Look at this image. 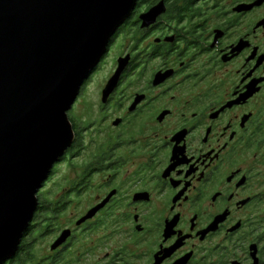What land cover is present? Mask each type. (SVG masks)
Wrapping results in <instances>:
<instances>
[{"label":"flooded vegetation","instance_id":"1","mask_svg":"<svg viewBox=\"0 0 264 264\" xmlns=\"http://www.w3.org/2000/svg\"><path fill=\"white\" fill-rule=\"evenodd\" d=\"M67 115L72 145L42 189H61L62 212L22 242L49 250L3 264H264V0H139Z\"/></svg>","mask_w":264,"mask_h":264},{"label":"water","instance_id":"2","mask_svg":"<svg viewBox=\"0 0 264 264\" xmlns=\"http://www.w3.org/2000/svg\"><path fill=\"white\" fill-rule=\"evenodd\" d=\"M138 3L0 0V264L19 251L38 211V194L72 145L68 111ZM166 12L162 1L139 19L148 27ZM123 68L124 63L105 98ZM69 234L65 231L53 249Z\"/></svg>","mask_w":264,"mask_h":264},{"label":"rangeland","instance_id":"3","mask_svg":"<svg viewBox=\"0 0 264 264\" xmlns=\"http://www.w3.org/2000/svg\"><path fill=\"white\" fill-rule=\"evenodd\" d=\"M143 10H144V7H141L140 8V13L144 12ZM59 175L60 176H64L65 175V176H68V177L75 178V170L73 169L72 166L71 167L70 166L69 167H65L64 166V169L61 170ZM41 194L42 195L46 194V199H47L46 201L49 202V203H54V202L59 201L60 197L62 196L61 189L57 188L56 186H51L50 188L47 187V189H45L43 192L38 194V197H40ZM79 208H80L79 205H69L67 210H66V213L64 214V218L62 220H60L61 221L60 223H62V225H65L68 222V220H71V219L77 217L78 214L80 213L79 211H81V209L79 210ZM49 243L50 242H48V240H43V239L34 241V245H36V247H35V250H36L35 255L37 254V261L44 259L46 252L49 250L48 249Z\"/></svg>","mask_w":264,"mask_h":264},{"label":"trees","instance_id":"4","mask_svg":"<svg viewBox=\"0 0 264 264\" xmlns=\"http://www.w3.org/2000/svg\"><path fill=\"white\" fill-rule=\"evenodd\" d=\"M43 191L44 190L40 191V193L43 192ZM45 196H46V194L45 195L44 194L43 195L41 194V196L39 197V207H38V211H37V213L35 215V220L33 222L35 225L32 226V227H30V229H32V231H34L36 229H41V228H45L46 227V225L44 226V224H43V222L45 220L47 221V215L46 214L52 213V214H55L57 216V215H60L61 212H62L61 209H59L58 206H56L55 204H53V206H52V204L50 203L49 204V205H51V207H50L46 203L47 202L46 201L47 199L45 198ZM54 203H57V202H54ZM48 207L50 208L49 210H48ZM57 219L58 218L56 217L55 220H57ZM28 231H30V230H28ZM28 244H30L32 246V245H34V242L28 241V242H24L22 245H28ZM27 253H29V254H32V253L35 254L31 249L28 250Z\"/></svg>","mask_w":264,"mask_h":264}]
</instances>
